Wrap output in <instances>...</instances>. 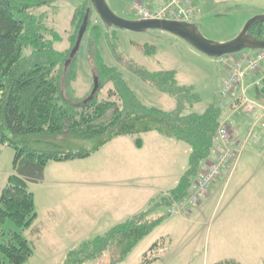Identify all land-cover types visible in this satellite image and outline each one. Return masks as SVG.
I'll return each instance as SVG.
<instances>
[{
    "label": "trees",
    "instance_id": "trees-1",
    "mask_svg": "<svg viewBox=\"0 0 264 264\" xmlns=\"http://www.w3.org/2000/svg\"><path fill=\"white\" fill-rule=\"evenodd\" d=\"M58 1L0 0V146L15 151L12 174L0 193V237L9 236L6 243H0V264H27L35 256L34 244L23 234L38 220L36 197L30 185L44 181L50 163L90 158L122 137L133 138L135 146L142 149L143 136L156 132L191 149L189 168L178 186L147 212L80 243L67 253L62 263L89 264L109 254L108 264H123L165 221L163 215L152 217L153 211L189 196L192 181L212 154L222 109L213 103L201 114L187 113L201 102V97L193 88L179 83L176 71L154 72L134 61L118 58L129 72L171 97L176 106L166 111L143 102L117 68L105 63L100 52L103 30L92 23L91 0L76 10L70 47L59 51L56 45L62 42L60 34L48 28L43 15L36 13ZM88 12L86 32L74 54ZM249 33L264 40V24L255 25ZM85 38L93 78L99 82L92 99L94 84L84 98L75 97L73 89ZM144 51L147 55L154 52L149 47ZM109 84L113 85L109 97L102 99L101 94ZM261 91L264 92V87ZM9 222L21 232L7 234L3 226ZM164 244V240L156 242L145 254L143 264L156 262L158 255L150 260L148 257L163 249ZM216 264L239 263L229 260Z\"/></svg>",
    "mask_w": 264,
    "mask_h": 264
},
{
    "label": "rangeland",
    "instance_id": "rangeland-1",
    "mask_svg": "<svg viewBox=\"0 0 264 264\" xmlns=\"http://www.w3.org/2000/svg\"><path fill=\"white\" fill-rule=\"evenodd\" d=\"M106 1L119 17L136 20L139 16L134 10L135 3L139 2L148 10L155 11L158 8H164L169 0H153L150 3L149 0ZM88 2L89 0H59L53 6L36 12L38 15H43L42 20L48 28L60 34L62 42L56 45L59 51L70 47L69 37L74 31L72 29L74 14L78 8L85 6ZM195 3L199 11L197 25L202 35L218 43L235 39L251 19L264 16V0H195ZM91 15L93 25H99L103 30L100 52L105 63L117 68L147 105L171 111L176 103L171 97L146 85L136 74L129 72L118 62V58L134 61L154 72L177 71L179 83L193 88L194 92L201 97V102L190 108L187 113L201 114L213 103H218L221 107V125L227 126L234 151L231 155L232 164L230 163L228 168L222 171L221 177H218L216 182L235 162H264V128L261 123L264 113L258 107V104L264 105V92L261 91L264 83L258 87L254 86L262 75L257 73L248 76L244 83V89L247 90L245 96L244 90L239 87L234 95L228 98L226 104H223L222 97L223 85L230 75L234 61L245 53L253 55L257 51H245L228 56L224 63L222 58L209 57L170 33L160 30H149L143 33L116 28L107 30L95 10ZM196 16L195 14V18ZM87 38L78 56V77L73 86L74 96L77 98L88 96L94 84L93 71L87 57ZM145 47L153 49L154 52L151 55L145 54ZM112 88L113 85L109 84L103 90L102 99L109 97V90ZM253 106L257 108L250 109ZM182 146L186 147V150L190 149L185 143ZM223 151V147L213 148L211 156L202 165L199 173H203L202 169L208 163L220 158L219 155L223 154ZM161 153L163 162H169V160L189 162L190 158V151L169 153L167 150H162ZM14 157L13 149L0 146L1 181L6 177L7 182L10 173L12 174ZM100 163L102 166L105 165V162H75L62 166L52 165L49 168V183L55 181L58 183V187L55 188H59L55 195L56 203L63 202L67 204L68 209L76 212L63 217L72 221L67 222L62 230L51 229V232L45 233L44 236L36 235L33 229L23 233L34 244L36 252L35 257L27 264H62L71 249L82 242L102 236L106 233L105 231H108L102 228L92 229L86 234L90 233V236H84L83 223L88 218L87 212L97 211L94 215L98 216V211L101 213L105 207L112 206L115 201L118 202L114 196L122 190L120 180H111L113 178L108 180L111 176L109 172L116 171L115 166L112 168L108 164L101 173L98 171L101 168ZM91 176L94 181L101 180L100 183L93 185V181L88 182ZM197 179L198 176L192 181L193 186ZM216 182L212 184L207 197H210ZM223 182L221 181L220 184ZM245 183L244 178H236L233 184L227 183L222 195L218 185L210 199L194 202L191 197L193 191H190L189 196L184 200L174 201L172 206L159 207L151 216L163 215L166 218L165 221L133 251L123 264H143L145 254L161 239H165V247L163 246L164 248L152 257H148L150 260L158 255V260L153 264H216L231 258L243 260L244 264H263L264 211L259 213L258 192L251 194L250 188H245ZM53 185L51 189H54ZM31 189L40 196L48 195V190H42L37 185ZM164 197H169V194ZM97 199L99 202L95 203L94 200ZM203 202H205L204 205H202ZM250 203L252 208H255L253 214H245L238 210L247 207ZM40 210L38 207L37 212L40 213ZM120 219L117 217L115 221H121ZM80 221L83 223H78ZM3 229L7 234L11 231L21 232L11 222L4 225ZM8 240V235L0 237V243H6ZM109 262L110 256L105 254L89 264H108Z\"/></svg>",
    "mask_w": 264,
    "mask_h": 264
},
{
    "label": "crops",
    "instance_id": "crops-1",
    "mask_svg": "<svg viewBox=\"0 0 264 264\" xmlns=\"http://www.w3.org/2000/svg\"><path fill=\"white\" fill-rule=\"evenodd\" d=\"M192 1L195 3V0ZM195 5V9L197 12L195 24H197V20H199V11L196 3ZM178 76L179 74L177 72V79ZM143 141L144 144L142 149H138L134 144L133 138H117L112 141L108 146H106L102 151L93 155L90 158L84 160L70 161L66 163H50L46 168L44 181L40 184L30 185V188L37 185L42 190H48V195L40 196L39 194L34 193L36 197V207L37 209L38 207L41 209L40 213L39 211L37 212L38 220L36 221L35 226L32 228L34 233L38 236H40V234H43L44 236L45 233L51 232V229L57 231H59L58 229L62 230L64 229V226L67 222L69 223L72 221L68 218L63 219V217L68 216L73 212H76L68 209L67 204L63 202H60V204L56 203L55 195L57 193L56 191H58L57 189L59 188H55L58 187V183L57 181H55L54 183H49V168L52 165L62 166L75 162H105V165L103 166L100 163L101 168L98 169V171L101 173L107 168L106 165L110 164V167L112 168L113 166H115L116 171L114 173H112V170L110 172L108 171L109 175H111L109 176L108 180L110 178H113L111 180H120L119 182H122L121 192H117L114 196L117 198L118 202L115 201L113 202L112 206L105 207L106 209L104 208L101 213L100 211H98V216L94 215L97 214V211L92 213L87 212L88 218L85 219V223H83L82 221L78 222L83 223V228L85 226L84 236L87 237L90 236V233L86 235L87 232L91 231L92 229L96 230L97 228H102L103 230L109 231L113 227L126 222L130 218L144 213L147 209L149 210L150 208L155 206L157 201L162 196L168 195L172 190H174L178 186L181 178L187 172L189 168V162H172L170 160L169 162H163V158H161V151L167 150L169 153L175 151L177 153L182 151H190L191 153V149L186 150L187 148L182 146L184 144L183 142H178L176 140L166 138L156 132L144 135ZM176 160L177 159H175V161ZM121 177H123L124 179H120ZM236 178H244L246 182L245 188L249 187L251 194H255L258 192V198L260 201L259 213H263L264 162H235L232 167L228 171H226L223 177L220 178L213 185L210 197H207V195L206 198L210 199L212 197L218 185H220L218 190L221 192L222 195L227 186V183L230 182L233 184ZM89 181L90 183L93 181L92 184L97 185L98 182L100 183L101 180L94 181L91 176L88 182ZM221 181L225 182H223V184H220ZM5 182L6 177L5 179H3V181L0 180V193L4 188ZM52 185L54 189H51ZM192 190L193 186L191 188V191ZM90 201L91 200L89 198V207ZM94 201L95 203L99 202V199ZM205 202H203L202 205H204ZM158 208H156L154 211H156ZM238 210L245 214H253L255 208H252V204L250 203L247 207L243 209L239 208ZM117 217L121 218V221H115ZM117 222L122 223L117 224ZM107 225L110 226L108 228H104V226ZM229 260L235 261L239 264H244V261L240 259L231 258L227 259L226 261Z\"/></svg>",
    "mask_w": 264,
    "mask_h": 264
},
{
    "label": "built area",
    "instance_id": "built-area-1",
    "mask_svg": "<svg viewBox=\"0 0 264 264\" xmlns=\"http://www.w3.org/2000/svg\"><path fill=\"white\" fill-rule=\"evenodd\" d=\"M153 0H149V3ZM134 10L139 16V20H170L185 23H194L195 18V5L192 0H169L168 4L164 8H158L155 11L148 10L141 3L137 2L134 5ZM226 58H222V61L226 63ZM260 73L262 76L260 80L254 83V86H261L264 83V51H257L253 55L248 53L234 61L231 66L230 75L225 80L222 90L223 104L227 103L229 97H232L235 91L241 87L244 90V96L247 92L244 89V83L248 76ZM263 110L264 105L258 104ZM257 107H250L255 110ZM257 117V116H256ZM262 127L264 128V115L261 118ZM229 130L224 124L218 129L217 135L214 139V148L223 147V154L219 155L220 158L208 163L199 173L198 179L193 186V194L191 195L192 201L201 202L209 193V190L215 180L221 177L222 171L227 169L229 164L232 163L231 155L233 154V145L230 142Z\"/></svg>",
    "mask_w": 264,
    "mask_h": 264
},
{
    "label": "water",
    "instance_id": "water-1",
    "mask_svg": "<svg viewBox=\"0 0 264 264\" xmlns=\"http://www.w3.org/2000/svg\"><path fill=\"white\" fill-rule=\"evenodd\" d=\"M91 1L94 10L108 29L116 28L135 33H143L149 30H160L183 39L194 49L215 59L237 55L245 51H264V40H258L249 33L255 25L264 24V16H258L251 19L235 39L224 43H218L205 38L197 24L170 20H127L115 14L106 0ZM88 19L89 12L85 18L84 27L82 28L74 54L80 48L86 32ZM98 89L99 82L98 79H95L94 89L90 99L95 96Z\"/></svg>",
    "mask_w": 264,
    "mask_h": 264
}]
</instances>
